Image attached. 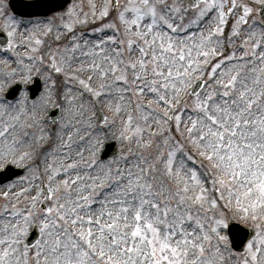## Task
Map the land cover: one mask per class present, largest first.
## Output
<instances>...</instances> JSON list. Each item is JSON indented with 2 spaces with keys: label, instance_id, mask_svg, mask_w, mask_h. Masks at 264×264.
<instances>
[{
  "label": "snow or ice",
  "instance_id": "1",
  "mask_svg": "<svg viewBox=\"0 0 264 264\" xmlns=\"http://www.w3.org/2000/svg\"><path fill=\"white\" fill-rule=\"evenodd\" d=\"M35 7L47 14L62 5ZM84 9L74 0L54 30L55 16L24 19L0 0L8 35L0 49L15 54L19 69L5 74L0 91L20 73L31 79L29 60L53 87L54 74L63 75L97 100L111 97L126 165L114 171L92 157L84 167L100 174L81 175L67 143L52 151L71 162H49L45 152L43 169L35 149L0 154V167L27 161L29 169L0 193L9 201L0 213L16 219L0 227V264H264V0H89ZM230 17L232 36L247 27L225 54ZM92 20L100 27L86 31L101 36L84 39L76 29ZM40 172L49 174L37 189ZM36 214L47 240L33 250L22 237Z\"/></svg>",
  "mask_w": 264,
  "mask_h": 264
},
{
  "label": "rangeland",
  "instance_id": "2",
  "mask_svg": "<svg viewBox=\"0 0 264 264\" xmlns=\"http://www.w3.org/2000/svg\"><path fill=\"white\" fill-rule=\"evenodd\" d=\"M74 2V1H73ZM89 0H83L85 5V11H87V4ZM99 2V0H97ZM243 3H249L250 0H242ZM258 4V0H256ZM7 4V11L13 13L8 5V0H5ZM72 3V2H71ZM71 3L68 6H71ZM255 6V5H254ZM66 11H60L52 14L49 18L55 16V19H52V25L55 30V26L60 24L59 13ZM256 15L259 16V10H257ZM19 17V16H18ZM24 19H44V17H21ZM45 23L48 20L44 21ZM105 23L108 21L105 20ZM234 24V17L228 19V23L223 26L224 32L222 37V43L224 48L222 49L225 54L228 53L229 49L234 46H239L242 43L245 29L247 26H242V30L238 37L232 36L231 31ZM249 24H252V20L249 19ZM29 25H23L21 30H26ZM92 27H100V21L92 20L89 24L84 25L83 27H78L77 32L85 33L84 39L95 40L101 36L100 33H92L90 30ZM0 30H4L0 28ZM195 30V29H193ZM7 33V30H4ZM61 31L63 29L61 28ZM51 35L48 37V40L51 41ZM233 41L235 43H233ZM23 51V49H19ZM239 55V53H238ZM6 62V63H5ZM86 63L88 61H85ZM25 64H32L33 71L31 73L30 80L21 81L19 76H27L28 73H20L16 76L7 88L0 91V130L7 124H12L13 127L9 129L4 137H0V154L7 151H13L17 154L23 151H28L30 149H35V160L34 162L39 164L40 168L45 167L44 163V153H49V162H51V157L56 156L58 162L70 163L71 161L64 160V152L56 149L58 144L67 143V151L71 152L72 159L80 162V167L77 170L79 174L83 175L85 172L88 175L96 177L99 175L98 166H93L91 170L84 167V162H91V158L95 157L99 161V167H103L105 163L111 162V165L115 171L116 164L123 169L125 168L126 162L121 159L122 154L127 151L128 142L120 137V130L122 128V114H116L113 108L109 104L111 97L104 99L101 98L97 100L94 98L78 81H71L66 79L63 75L54 74V78L57 80V85L52 86L51 81L46 79L44 72H38L35 70L36 67H40L38 62H31L25 60ZM75 68L76 65H73ZM12 69H17L19 72L15 54L8 49H0V80L5 78V74ZM39 77L42 81V89L38 92L35 98H30V92L28 85L34 82V77ZM21 85V90L17 94L15 99H8L7 93L9 89L14 84ZM51 93V94H49ZM73 97H76L73 99ZM187 99V97H186ZM117 101L113 100L112 103L115 104ZM60 108V116L56 123H53L50 119V111L54 108ZM97 108H101L106 113V116L109 120L108 124L103 122L99 123V116L97 113ZM17 117L16 119H12ZM77 129L79 131L77 132ZM59 133V135H57ZM48 134V135H45ZM44 135V139L40 137ZM69 135H71V141L68 140ZM117 140L119 143V148L122 149V152L115 157H110L108 159H102L101 153L104 149L105 143L107 141ZM14 141V143H10ZM97 142H99L97 144ZM133 152L136 151L135 144L131 149ZM77 153H80L78 156ZM15 160V156L9 157V161ZM130 163V161H129ZM7 164L15 165L24 169V173L14 180L0 185V193L4 191H9V185L17 183L18 178L27 176L29 174V169L26 166L27 161L20 162L16 161L15 163L6 162L4 167H0V171L3 170ZM49 173L40 172V178L33 181L37 189L42 185L46 184V177ZM75 174V173H73ZM90 183V182H89ZM20 186H27L26 184ZM74 188L77 185H73ZM13 189L12 191H15ZM99 191V189H97ZM26 195L34 196L35 192H29ZM22 203H26L29 210H32L31 202L24 201V197H19ZM9 201L5 200L3 196H0V208H3ZM12 204H16V199L12 198L10 201ZM48 202L45 201L43 204L38 205L43 211V207ZM22 205H17L21 207ZM42 217L39 214H36L35 217L29 222V227L26 234L22 237V241L26 244L27 237L35 224H38L42 231V225L39 223ZM4 223L15 224L16 219L11 217H4L0 213V227H3ZM47 240V235L41 232V238L35 244L31 245L30 248L37 250V244L44 246L45 241ZM34 259V258H33ZM43 264V261H41Z\"/></svg>",
  "mask_w": 264,
  "mask_h": 264
},
{
  "label": "water",
  "instance_id": "3",
  "mask_svg": "<svg viewBox=\"0 0 264 264\" xmlns=\"http://www.w3.org/2000/svg\"><path fill=\"white\" fill-rule=\"evenodd\" d=\"M69 1H71V0H49V3H51V4L62 5V7L54 8L53 11H51V12H54L56 10L64 8ZM36 2H37V0L36 1H28V2L22 1V0H11L10 1L13 9L16 12H19L21 14H25V15H48L51 13V12H48L47 14H45L44 12L38 11L35 7ZM23 5H27L28 8L24 9ZM112 147H108V149H107V150L110 149L111 154L115 152L114 147L113 148ZM21 172H22V170H20L18 168H14V167H11L8 171H2L0 173V184L11 179V178H13L14 176L20 174ZM249 231H251V230H249ZM36 232H37V230H36ZM37 237L38 236L34 235L32 237V239L30 240V243H33L37 239ZM236 243H239V241H237ZM238 250H240V249H238Z\"/></svg>",
  "mask_w": 264,
  "mask_h": 264
}]
</instances>
